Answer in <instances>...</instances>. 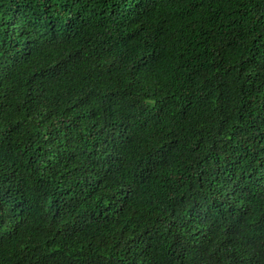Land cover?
I'll return each instance as SVG.
<instances>
[{"label":"trees","instance_id":"1","mask_svg":"<svg viewBox=\"0 0 264 264\" xmlns=\"http://www.w3.org/2000/svg\"><path fill=\"white\" fill-rule=\"evenodd\" d=\"M0 264H264V0H0Z\"/></svg>","mask_w":264,"mask_h":264}]
</instances>
